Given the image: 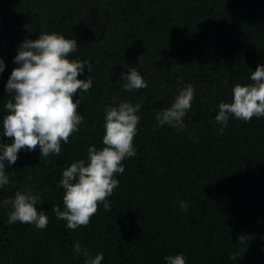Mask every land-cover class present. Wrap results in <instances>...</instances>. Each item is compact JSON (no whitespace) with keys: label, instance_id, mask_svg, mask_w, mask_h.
<instances>
[{"label":"trees","instance_id":"16d2710c","mask_svg":"<svg viewBox=\"0 0 264 264\" xmlns=\"http://www.w3.org/2000/svg\"><path fill=\"white\" fill-rule=\"evenodd\" d=\"M42 32L77 41L69 58L90 62L77 78L90 76L92 87L73 96L83 122L59 156L37 147L6 163L13 183L0 187V202L30 190L48 225L8 224L11 206L0 207V264H85L77 241L91 256L102 253L101 264H166L176 254L186 264H264V117L230 115L223 133L214 119L233 85L252 83L251 71L264 65V0H0L4 143L12 142L2 119L13 58L23 39ZM130 67L146 88L123 90L120 73ZM187 84L195 94L186 128L158 127L156 114ZM122 101L141 104L136 155L115 174L111 210L101 203L86 227L70 230L53 212L64 210L62 172L87 161L89 146L103 147L105 109Z\"/></svg>","mask_w":264,"mask_h":264},{"label":"clouds","instance_id":"9594fccd","mask_svg":"<svg viewBox=\"0 0 264 264\" xmlns=\"http://www.w3.org/2000/svg\"><path fill=\"white\" fill-rule=\"evenodd\" d=\"M76 49L75 39L55 32H42L36 39H23L18 45L13 58L17 67L12 69L4 86L11 98L4 105L7 114L2 119L3 137L10 138L12 142L0 140V187L13 183L6 174V163L14 165L22 149L31 152L39 147L40 156H59L61 142L68 143L69 137L83 122L77 111L80 99L74 100L73 96L92 87L90 76L77 78L85 66L90 72L91 64L87 60L70 59V54ZM4 67L0 59V72ZM120 79L124 81V91L147 87L136 67L121 72ZM250 80V84L233 85L231 102L219 103L214 119L222 125L221 133L227 128L230 115L245 122L253 117H264V65L258 64L255 71H251ZM194 94L191 84L180 89L171 105L156 114L157 126L168 125L178 131L184 130L183 117L191 108ZM140 108L141 104L133 105L127 101L108 106L103 125V147L98 150L89 146L87 161L76 160L63 170L59 184L64 189V210L53 206V212L57 219L66 222L68 229L86 227L101 203L105 211L111 210L108 197L119 184L115 174H123L122 161L136 155L133 140L140 122L137 115ZM40 200L41 197L30 190H17L14 197L0 202V207L11 206L8 224L18 221L45 229L48 217L36 207ZM179 208L186 212L188 206L181 201ZM73 249L85 257V264H101L103 260L102 253L91 256L78 241ZM237 257V254H232L230 258L235 261ZM165 261L166 264H186L183 254L168 255Z\"/></svg>","mask_w":264,"mask_h":264}]
</instances>
